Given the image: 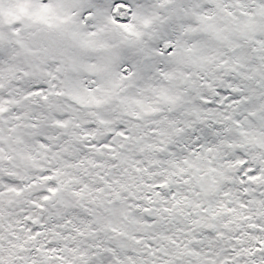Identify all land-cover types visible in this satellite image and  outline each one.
I'll use <instances>...</instances> for the list:
<instances>
[{
    "label": "snow or ice",
    "instance_id": "snow-or-ice-1",
    "mask_svg": "<svg viewBox=\"0 0 264 264\" xmlns=\"http://www.w3.org/2000/svg\"><path fill=\"white\" fill-rule=\"evenodd\" d=\"M0 264H264V0H0Z\"/></svg>",
    "mask_w": 264,
    "mask_h": 264
}]
</instances>
